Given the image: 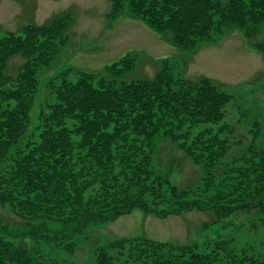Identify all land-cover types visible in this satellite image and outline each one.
<instances>
[{"label": "trees", "instance_id": "1", "mask_svg": "<svg viewBox=\"0 0 264 264\" xmlns=\"http://www.w3.org/2000/svg\"><path fill=\"white\" fill-rule=\"evenodd\" d=\"M108 2L107 18L127 9L180 51L194 52L239 31L264 60V0ZM71 19L67 12L47 25H27L20 35L0 38V208L24 222L20 240L42 238L56 248L89 224L111 223L134 210L161 219L193 210L219 219L241 211L264 214L259 125L253 124L246 146L233 142L234 127L224 122L232 96L208 80L177 82L161 70L151 80L124 82L135 67V59L125 57L100 75L80 73L74 82L61 80L55 102L38 113L37 134L27 137L36 69L61 50ZM16 54L27 61L12 79L6 69ZM166 141L199 168L196 186L177 187L153 167L159 143ZM210 245L209 252L199 253L195 244L120 238L98 246L93 261L264 264V255L247 249L237 253L229 241ZM65 247L74 249L73 243ZM48 261L22 241L0 236V264Z\"/></svg>", "mask_w": 264, "mask_h": 264}, {"label": "rangeland", "instance_id": "2", "mask_svg": "<svg viewBox=\"0 0 264 264\" xmlns=\"http://www.w3.org/2000/svg\"><path fill=\"white\" fill-rule=\"evenodd\" d=\"M109 11L108 0H0V38L20 35L27 25H47L62 14H72L63 47L36 69V92L28 110L27 137L37 134L38 113L55 102L53 93L61 80L74 82L80 73L100 75L106 66L130 57L135 59V67L121 81L151 80L161 70H167L177 82L199 84L208 80L218 92L232 96L224 122L234 127L233 142L240 141L246 146L257 122L261 134L258 142L264 147V60L250 49L239 31L189 53L164 42L127 9L111 19L107 18ZM26 61L21 54L9 58L6 75L17 79ZM153 167L161 169L177 187H194L199 181V168L167 141L159 143ZM263 218L264 214L256 210L220 219L207 211L193 210L161 219L134 210L111 223L89 224L55 248L42 238L20 240L18 235L24 222L0 208V236L22 241L52 260L48 264H95L93 254L98 246L139 236L160 242L195 244L199 253L209 252L214 241H229V247L237 253L247 249L263 256ZM48 227L51 229V225ZM69 243L74 245L71 252L65 247Z\"/></svg>", "mask_w": 264, "mask_h": 264}]
</instances>
